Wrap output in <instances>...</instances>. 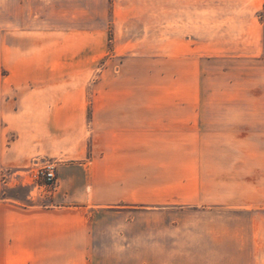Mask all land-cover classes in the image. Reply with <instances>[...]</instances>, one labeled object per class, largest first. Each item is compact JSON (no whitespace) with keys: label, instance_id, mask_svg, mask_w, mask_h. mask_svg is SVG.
<instances>
[{"label":"rangeland","instance_id":"374dc122","mask_svg":"<svg viewBox=\"0 0 264 264\" xmlns=\"http://www.w3.org/2000/svg\"><path fill=\"white\" fill-rule=\"evenodd\" d=\"M122 101L200 102L213 198L90 208L80 253L0 264H264V0H0V204L52 209Z\"/></svg>","mask_w":264,"mask_h":264},{"label":"crops","instance_id":"0c3cea01","mask_svg":"<svg viewBox=\"0 0 264 264\" xmlns=\"http://www.w3.org/2000/svg\"><path fill=\"white\" fill-rule=\"evenodd\" d=\"M104 109L93 156L81 177L67 176L65 195L52 209L0 204V253H80L76 238L84 235L90 208L190 206L213 198L202 159L200 102L122 101ZM3 165L0 134V188ZM72 264L84 262L78 257Z\"/></svg>","mask_w":264,"mask_h":264},{"label":"built area","instance_id":"2783aa9c","mask_svg":"<svg viewBox=\"0 0 264 264\" xmlns=\"http://www.w3.org/2000/svg\"><path fill=\"white\" fill-rule=\"evenodd\" d=\"M45 179L50 184L51 186L55 185L56 183V178H55V173L52 167H47L45 168Z\"/></svg>","mask_w":264,"mask_h":264},{"label":"trees","instance_id":"16d2710c","mask_svg":"<svg viewBox=\"0 0 264 264\" xmlns=\"http://www.w3.org/2000/svg\"><path fill=\"white\" fill-rule=\"evenodd\" d=\"M4 199V198H3Z\"/></svg>","mask_w":264,"mask_h":264}]
</instances>
